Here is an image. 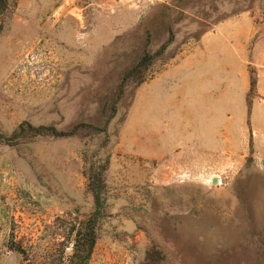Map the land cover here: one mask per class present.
<instances>
[{
    "label": "rangeland",
    "instance_id": "obj_1",
    "mask_svg": "<svg viewBox=\"0 0 264 264\" xmlns=\"http://www.w3.org/2000/svg\"><path fill=\"white\" fill-rule=\"evenodd\" d=\"M99 189L88 264H264V0H0V264Z\"/></svg>",
    "mask_w": 264,
    "mask_h": 264
},
{
    "label": "trees",
    "instance_id": "obj_2",
    "mask_svg": "<svg viewBox=\"0 0 264 264\" xmlns=\"http://www.w3.org/2000/svg\"><path fill=\"white\" fill-rule=\"evenodd\" d=\"M41 129L39 128L38 130ZM104 201L105 199L99 189L94 200V211L88 219L81 222L80 228L76 230L71 253L62 264H88L96 242L97 219L102 215Z\"/></svg>",
    "mask_w": 264,
    "mask_h": 264
},
{
    "label": "water",
    "instance_id": "obj_3",
    "mask_svg": "<svg viewBox=\"0 0 264 264\" xmlns=\"http://www.w3.org/2000/svg\"><path fill=\"white\" fill-rule=\"evenodd\" d=\"M213 183H214V179H213ZM215 184V183H214Z\"/></svg>",
    "mask_w": 264,
    "mask_h": 264
}]
</instances>
